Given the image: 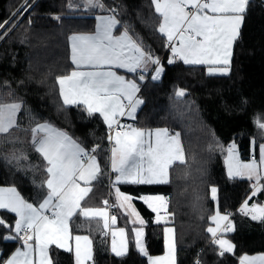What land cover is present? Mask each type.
<instances>
[{
	"label": "trees",
	"instance_id": "16d2710c",
	"mask_svg": "<svg viewBox=\"0 0 264 264\" xmlns=\"http://www.w3.org/2000/svg\"><path fill=\"white\" fill-rule=\"evenodd\" d=\"M102 2L105 10L85 8L83 0H0V24L8 21L0 29V101L24 102L18 114L20 128L10 137H0V185L14 186L30 203L42 202L47 194L46 186L41 188L47 179V163L33 148L30 129L45 121L89 150L100 145L97 157L102 175L98 182L106 187L112 181L108 126L98 113L89 116L83 104L65 105L57 77L71 70L69 37L94 31L95 15L110 14L107 9H115L121 21L118 29L126 26L164 67L158 80L150 75L140 86L143 102L133 125L180 132L186 155L185 163L171 167L167 184H119L133 197L160 193L168 198L173 220L167 223L154 222L155 213L143 201L133 199L147 221L148 253L164 251L163 227L173 224L176 264H194L197 259L201 264H239L244 255L264 254V221L252 220L237 210L246 198L264 205V192L253 196L252 183L245 178H230L224 165L230 145L235 144L240 159L248 160L256 157L264 144V129L255 123L257 117L264 122V0H249L225 75H211L204 66L187 65L175 58L168 63L172 54L166 50V37L158 31L160 17L152 0ZM69 3L77 6L69 8ZM177 89H184L185 95L177 97ZM13 138L15 142L8 143ZM21 154L27 159L13 158ZM212 187L217 189L215 200ZM218 209L222 215L230 214L233 225V231L224 238L235 248L223 256L219 255V246L210 242L212 234L207 231L213 227L210 217ZM0 219L14 227L13 214L0 210ZM71 227L73 232L92 238L94 264H149L132 238L127 252L114 256L102 235L101 219L77 214ZM11 233L0 225L2 259L18 243L17 239L7 240ZM50 254L55 264H75L73 252L51 246Z\"/></svg>",
	"mask_w": 264,
	"mask_h": 264
},
{
	"label": "snow or ice",
	"instance_id": "6c2138e0",
	"mask_svg": "<svg viewBox=\"0 0 264 264\" xmlns=\"http://www.w3.org/2000/svg\"><path fill=\"white\" fill-rule=\"evenodd\" d=\"M249 0H152L155 12L160 17L159 33L167 37L171 49V64L175 59L185 64L207 65L209 74L227 73L230 70L232 47L239 36L241 22ZM72 3L69 8L76 7ZM26 7V5H22ZM85 8L105 10L102 0H83ZM110 14L98 16L94 33H73L71 41V61L75 68L70 74L57 77L60 84V95L65 105L83 104L89 116L98 113L108 126L107 137L111 145V170L115 173L112 185L115 188L119 206L130 209L129 215L136 219L140 227H134L135 245L141 254L148 258L149 264H176V244L174 229H164L165 254L149 255L144 245L145 223L132 204L133 199L142 200L155 212L156 221L167 220L165 213L168 198L163 195H140L133 197L124 193L116 185L119 184H167L170 182L169 170L176 162L185 163L186 155L181 133L171 134L167 128L148 130L121 125L120 117L135 118L137 107L143 102L137 98L140 87L136 80L126 79L118 75L114 69H125L130 73H139L143 81V73L154 67L153 80H158L164 72L161 59L146 48L142 40L134 38L128 28L119 31L121 23L115 9H107ZM59 19V17H57ZM8 21L0 24L3 29ZM7 84V82H5ZM185 95L184 89H177L176 96ZM24 102L13 100L0 101V137H10L15 129L20 128L18 114L22 112ZM257 127L264 129L260 117L255 120ZM117 129L112 135V130ZM29 131V129H24ZM31 143L47 163L45 169L47 179L41 183L46 186L47 194L37 205L25 200L14 187H0V209L15 213L14 228L8 226L3 219L0 225L9 228L19 239L22 247L3 260V264H55L50 255L51 246L74 252L75 264H94L93 241L88 235H73L71 221L79 214L85 218L100 217L104 227L115 224V216L109 217L107 208L82 207V201L92 191L90 187L102 175L97 157L100 145L90 150L67 132L60 130L47 121L37 123L30 129ZM154 135V142L153 137ZM16 138L8 143H14ZM235 144L228 148L225 164L228 175L247 177L255 180L252 184V195L264 192V144L259 146V161L253 157L244 162L235 151ZM17 161L26 160L27 156H13ZM215 200L217 189L212 187ZM107 205V201H105ZM241 211L251 215L252 220L264 221V205L253 204L248 200L241 205ZM230 214H221L219 209L210 219L216 227H209L213 243L219 246V255L233 252L235 245L231 240L223 238L233 231L229 220ZM227 222L223 224L222 222ZM219 234V238H218ZM119 236V241L117 240ZM112 251L117 256L128 250V239L124 228L112 232ZM194 264H201L197 259ZM240 264H264V254L240 258Z\"/></svg>",
	"mask_w": 264,
	"mask_h": 264
},
{
	"label": "crops",
	"instance_id": "0c3cea01",
	"mask_svg": "<svg viewBox=\"0 0 264 264\" xmlns=\"http://www.w3.org/2000/svg\"><path fill=\"white\" fill-rule=\"evenodd\" d=\"M107 15H109V13H103V14H98V15H95V18H97L98 16H107ZM243 22V21H242ZM242 22H241V25H242ZM96 24H97V19H95V30H96ZM117 28H118V25H117ZM240 28H241V26H240ZM95 30L94 31H92V32H80V33H94L95 32ZM119 31H114V34L115 35H119V33L120 32H122L124 29H118ZM239 31H240V29H239ZM166 37V36H165ZM166 39H167V37H166ZM69 43H70V63H71V70H70V72L68 73V74H70L71 73V71L75 68V65L72 63V61H71V41L69 40ZM234 43H235V41H234ZM234 43H233V46H234ZM232 51H233V47H232ZM172 54V53H171ZM180 60V59H179ZM181 61H183V60H181ZM187 65H192V64H187ZM196 66H204L205 68H206V70H207V72H208V66L207 65H196ZM153 66H149V71L148 72H146V73H143L144 74V76H145V79L143 80V81H140L139 80V78H138V76H139V73H137V74H133V73H130V72H128L127 70H125V69H119V68H117V69H114L115 71H117V74L118 75H123V76H125L124 74H131V76H129V77H127V76H125V78L126 79H129V80H136V82H137V84L139 85V87L142 85V83L151 75L152 76V74H153ZM209 73V72H208ZM228 73V72H227ZM227 73H213V74H211V75H225V74H227ZM58 84H59V82H58ZM59 88H60V84H59ZM62 97V96H61ZM137 98H140L139 97V92L137 93ZM62 100H63V97H62ZM141 105V104H140ZM140 105L137 107V110H136V113H135V116H136V114H137V112H138V110H139V108H140ZM134 119L135 118H132V117H128V116H125V117H120L119 118V120H120V123L122 122V124H126V125H133V121H134ZM134 127H137V126H135V125H133ZM55 127V126H54ZM138 128V127H137ZM142 129H145L146 131L148 130V128H142ZM157 129V128H156ZM171 134H174L173 132H171V131H169ZM115 134V133H114ZM113 134V135H114ZM259 151V150H258ZM111 155V154H110ZM256 158V160H259V152H258V154H257V156L255 157ZM110 166H111V164H110ZM243 178H245V179H248L247 177H243ZM114 179H115V177H114ZM112 181H113V179H112ZM250 181V180H249ZM252 181V180H251ZM250 181V182H251ZM95 182H98V179L96 180V181H93L92 183H91V185H90V187L92 188V191L88 194V196L85 198V200L84 201H82L81 203H82V207H87V208H103L104 206H105V200H106V196H105V194H104V192L101 190V191H99L98 192V194H96V191H97V189H96V186L94 185V183ZM252 183V182H251ZM0 187H10V186H8V185H0ZM111 198H112V202H113V204H114V208H115V211H116V222H117V224H119L120 223V225L121 226H119L118 227V229L119 228H123V227H125L126 228V230H125V232H126V234H127V239H128V248H129V244H130V240H131V238H132V234H131V228H130V225H129V223L127 222V215L126 214H124V212L122 211V208L119 206V201H114L113 200V197H112V195H111ZM142 201V200H141ZM245 201V200H244ZM244 201H243V203H244ZM30 203V202H29ZM132 203H133V201H132ZM35 205H37L38 206V204H35ZM106 207V206H105ZM104 207V208H105ZM0 210H6V209H0ZM7 212H9V213H11V214H13L14 216H15V218H16V215H15V213H12V212H10V211H8V210H6ZM119 217H120V219H119ZM96 218H98V219H101L102 220V222H103V224H104V220H103V218H100V217H96ZM224 223V222H223ZM222 223V224H223ZM15 224V223H14ZM111 224V223H110ZM14 228V227H13ZM146 230V229H145ZM111 235H112V224H111ZM15 235V233L14 232H12L10 235H8L7 237H11V236H14ZM73 235H84V234H79V233H75V232H73ZM90 237V236H89ZM90 239H92L91 237H90ZM7 240H14V239H11V238H7ZM117 240L119 241V236H117ZM93 241V240H92ZM135 241V240H134ZM53 246H55V245H53ZM18 247H22V243L21 244H18L17 243V245H15V248L12 250V252L8 255V256H10L15 250H16V248H18ZM73 254H74V252H73ZM51 255V254H50ZM8 256L7 257H5L4 259H2L1 258V256H0V264H3V260H5V259H7L8 258ZM75 257V256H74Z\"/></svg>",
	"mask_w": 264,
	"mask_h": 264
},
{
	"label": "rangeland",
	"instance_id": "374dc122",
	"mask_svg": "<svg viewBox=\"0 0 264 264\" xmlns=\"http://www.w3.org/2000/svg\"><path fill=\"white\" fill-rule=\"evenodd\" d=\"M153 70H154V68H153ZM153 74H154V71H153ZM152 74V75H153ZM163 74V73H162ZM162 74H161V76H162ZM140 99V98H139ZM141 100V99H140ZM121 124H122V122H121ZM139 128V127H138ZM154 129H156V128H154ZM154 129H148V130H154ZM161 129H164V128H161ZM147 130V131H148ZM170 131V130H169ZM115 133V132H114ZM113 133V134H114ZM175 133V132H174ZM112 134V135H113ZM108 135H109V130H108V134H107V137H108ZM152 139H153V142H154V135H153V137H152ZM229 148V147H228ZM235 151L238 153V155H239V152H238V149L237 148H235ZM255 151L253 150V153H254ZM259 152V151H258ZM258 152H257V154H258ZM228 156V152L226 153V156H225V158ZM225 158H224V165H225V169H226V173H227V175H228V168H227V165L225 164ZM240 158V157H239ZM242 161H244V162H247V161H249V160H251V159H248V160H243V159H241ZM257 161H259V160H257ZM177 163V162H176ZM111 164V163H110ZM176 164L174 163V165L173 166H175ZM172 166V167H173ZM110 170H111V166H110ZM171 168H170V170H169V177H171ZM111 172H112V170H111ZM113 174H112V179H113V181L115 180L114 179V177H115V173L114 172H112ZM229 176V175H228ZM240 178H243V177H240ZM249 180V179H248ZM170 181H171V178H170ZM251 181V180H250ZM252 182V184L253 183H255V180H252L251 181ZM94 185L96 186V189H97V191H96V194H98V192L99 191H103L104 192V194H105V196L108 198L109 196L111 197V195H112V197H113V200L114 201H117V199H116V193H115V188L113 187V185H112V181H110V186L111 187H109V184H108V186H106V187H103V185L101 184V183H99V182H95L94 183ZM116 187H119V185H116ZM121 190V189H120ZM122 191V190H121ZM123 192V191H122ZM124 193H126V192H124ZM128 194V193H127ZM130 195V194H129ZM141 195H163V194H160V193H157V194H155V193H153V194H151V193H146V194H141ZM164 196V195H163ZM112 199V198H111ZM133 205H134V202L132 203ZM147 205V204H146ZM105 207V206H104ZM103 207V208H104ZM134 207H135V209H136V211L137 212H139L138 210H137V208H136V206L134 205ZM151 209V208H150ZM152 210V209H151ZM122 211L124 212V214H126L127 215V222L129 223V225H130V228H131V234H132V239H134L135 240V234H134V232L132 231V229L134 228V227H140L141 225L139 224V222L137 221V223L136 224H133L132 223V221L133 220H135L136 218L134 217V216H130L129 215V212H130V209H128L126 206L124 207V208H122ZM155 213V212H154ZM139 214H140V217H142L143 218V220H144V224H143V229H144V237H143V241H144V245H145V247H146V243H145V232H146V220H145V218L141 215V213L139 212ZM162 216H167L168 217V219L167 220H162V221H160V222H157L156 221V213H155V217H154V222H157V223H167V222H169V221H172L173 220V218H172V214L169 212V209L167 208V212L165 213L163 210L161 211V213H160ZM213 222V221H212ZM223 223V222H222ZM222 223H221V225H222ZM121 226V225H120ZM118 227H119V225L117 224V222L115 221V224L113 225L112 224V231H114V230H117L118 229ZM166 227H168V228H173L174 229V234H175V225H173V224H171V225H165L163 228L165 229ZM214 227H216V223L215 222H213V228ZM125 230H126V228L125 227H123ZM104 229H108V228H105L104 227ZM175 237V236H174ZM218 238H219V234H218ZM224 238V237H223ZM112 239H113V237H112V235H111V237H110V251L112 252V254L114 255V256H117L113 251H112ZM107 241H109L108 239H107ZM165 254V245H164V251L162 252V253H160V254H157V255H151V256H163ZM143 255V254H142ZM150 255V254H149ZM258 255H260V254H258ZM258 255H247V256H249V257H252V256H258ZM0 256H1V251H0ZM147 258V257H146ZM147 260H148V258H147ZM149 263V262H148ZM239 264H240V261H239Z\"/></svg>",
	"mask_w": 264,
	"mask_h": 264
},
{
	"label": "built area",
	"instance_id": "2783aa9c",
	"mask_svg": "<svg viewBox=\"0 0 264 264\" xmlns=\"http://www.w3.org/2000/svg\"><path fill=\"white\" fill-rule=\"evenodd\" d=\"M167 45H168V44H167ZM166 50H170V47L166 46ZM122 125H126V124H122ZM116 130H117V129L114 128V129L112 130V134H113ZM105 201H107V205H105V206H106V208H107V212H108L109 217L116 216V213H115V210H114V205H113V203H112V201H111L110 196H109L108 198H106ZM253 204H254V203L251 202L250 205H249V207H251V205H253ZM237 210H238L239 212H241L243 215L248 216V217H251V215L246 214L245 212H242V211H241V205H239V206L237 207ZM110 228H111V224H109L108 229H106V230L103 232V236H104L106 239H108V240H110ZM17 241H18V244H21V243H22V241H20L19 239H17ZM108 242H109V241H108ZM212 242H213V237H212ZM219 250H220V249H219Z\"/></svg>",
	"mask_w": 264,
	"mask_h": 264
},
{
	"label": "water",
	"instance_id": "95a60500",
	"mask_svg": "<svg viewBox=\"0 0 264 264\" xmlns=\"http://www.w3.org/2000/svg\"><path fill=\"white\" fill-rule=\"evenodd\" d=\"M169 58H172V56L170 55Z\"/></svg>",
	"mask_w": 264,
	"mask_h": 264
},
{
	"label": "bare ground",
	"instance_id": "6f19581e",
	"mask_svg": "<svg viewBox=\"0 0 264 264\" xmlns=\"http://www.w3.org/2000/svg\"><path fill=\"white\" fill-rule=\"evenodd\" d=\"M210 242H212V239L210 240Z\"/></svg>",
	"mask_w": 264,
	"mask_h": 264
}]
</instances>
